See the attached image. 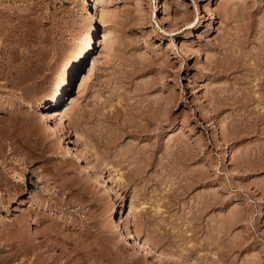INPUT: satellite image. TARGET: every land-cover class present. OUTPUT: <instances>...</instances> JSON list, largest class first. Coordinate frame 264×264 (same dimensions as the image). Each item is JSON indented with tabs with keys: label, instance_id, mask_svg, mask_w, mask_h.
Masks as SVG:
<instances>
[{
	"label": "rangeland",
	"instance_id": "rangeland-1",
	"mask_svg": "<svg viewBox=\"0 0 264 264\" xmlns=\"http://www.w3.org/2000/svg\"><path fill=\"white\" fill-rule=\"evenodd\" d=\"M94 3L0 0L2 261L22 227L55 264H264V0H103L50 118Z\"/></svg>",
	"mask_w": 264,
	"mask_h": 264
},
{
	"label": "bare ground",
	"instance_id": "bare-ground-1",
	"mask_svg": "<svg viewBox=\"0 0 264 264\" xmlns=\"http://www.w3.org/2000/svg\"><path fill=\"white\" fill-rule=\"evenodd\" d=\"M91 1H95V3H94V5L92 6L93 8L92 9H94L95 11H94V13H92V10H91V13L93 14V15H91L90 16V29H89V34H87L88 36H86L85 37V40L83 41V43H82V45H81V47L79 48V50L77 51V53H76V56H75V58L71 61V63H70V67L68 68L69 69V71H68V73H67V75L63 78V80H62V82L55 88V90L53 91V93H52V95L49 97V103H50V107L51 108H53L54 110L53 111H51L50 112V114H49V116H50V118H52V117H55V115H58L59 113L57 112V110H56V107H58L61 103H62V101H64V99H65V97H66V95L69 93V91H70V87H71V84H72V82H73V80H74V77H75V75H76V73L77 72H79L80 70H81V67H82V65L85 63V61H86V57H89L90 56V54H94V49L96 48V35H97V32H98V21H100V20H98L97 19V17H101V5H102V1L103 0H91ZM89 12V11H88ZM97 19V20H96ZM161 19H163V18H161ZM160 22H162V21H160ZM233 37V36H232ZM226 41V40H225ZM229 41V40H228ZM228 41H226V42H228ZM231 42V41H230ZM226 44V43H225ZM228 44V43H227ZM229 44H231V43H229ZM224 44H222V46H223ZM233 45V44H232ZM264 45V44H263ZM262 45V46H263ZM226 46V45H225ZM92 48H94L93 50H92ZM225 47H223V49H224ZM227 48V47H226ZM263 48V47H262ZM264 49V48H263ZM225 50V49H224ZM227 50H229V49H227ZM231 50V49H230ZM223 51V50H222ZM261 51V50H260ZM264 51V50H263ZM248 52V51H247ZM227 53V52H226ZM229 54H230V52H229ZM232 54V53H231ZM230 54V57H232V55ZM249 54V53H248ZM248 54H246V55H248ZM261 54H263V53H261ZM228 55V54H227ZM234 55V54H233ZM224 56L226 57V55L224 54L223 55V60H224ZM246 57V56H245ZM244 57V58H245ZM258 57V56H257ZM227 58V57H226ZM233 58V57H232ZM259 58V57H258ZM257 59V58H256ZM259 59H261V58H259ZM225 60H227V59H225ZM224 60V61H225ZM230 60H232V59H230ZM234 60V59H233ZM242 60V59H241ZM250 60V59H249ZM262 60V59H261ZM263 60H264V57H263ZM262 60V61H263ZM235 61V60H234ZM238 61V60H237ZM261 61V62H262ZM223 62V61H222ZM226 62V61H225ZM228 62V61H227ZM233 62V61H232ZM231 62V63H232ZM244 62H246L247 63V61H244ZM256 62H258V61H256ZM260 62V63H261ZM219 63V62H218ZM221 64V63H220ZM234 64V63H233ZM233 64H232V66H233ZM243 64V63H242ZM248 64V63H247ZM221 66V65H220ZM225 66L226 65H224V68H225ZM236 66V65H235ZM243 66V65H242ZM227 68H229V66H227ZM232 68V67H231ZM257 68H259V66L257 67ZM263 68V67H262ZM230 70V69H229ZM263 75V74H262ZM77 76V75H76ZM261 76V75H260ZM261 78H262V76H261ZM260 78V79H261ZM263 78H264V76H263ZM259 79V78H258ZM257 80V79H256ZM258 81V80H257ZM259 85H260V88H258L256 91L258 92L259 91V89H261L262 90V86L264 85V80H262L261 82L259 81ZM264 87V86H263ZM260 90V91H261ZM259 91V92H260ZM264 91V90H263ZM251 92V91H250ZM262 92V91H261ZM252 93V92H251ZM263 95H264V93H263ZM255 97L256 96H253V95H251L250 94V101H252L253 102V99H255ZM260 97V96H259ZM258 97V98H259ZM240 98V97H239ZM260 99V98H259ZM249 100L247 101V102H249ZM144 101V100H143ZM259 101V100H258ZM148 102H150V101H148ZM261 102V101H260ZM48 103V102H47ZM143 104V103H142ZM149 104H151V103H149ZM246 103H244V105H245ZM262 104V103H261ZM47 105V104H46ZM146 105V104H145ZM144 105V106H145ZM143 106V105H142ZM143 106V108L145 109V107ZM149 106V105H148ZM139 107H141V106H139ZM151 107V106H150ZM150 107H148V108H150ZM136 108V107H135ZM155 108V107H154ZM152 109V108H151ZM255 109V108H254ZM137 110H139V108L137 109ZM143 110V109H142ZM142 110H140V111H136V112H140V115H142L143 114V112H142ZM150 110V109H149ZM153 110V109H152ZM155 110V109H154ZM251 110V109H250ZM48 111H49V109H48ZM144 111H146V110H144ZM142 112V113H141ZM151 112V111H150ZM153 112V111H152ZM151 112V113H152ZM251 112V111H250ZM249 113V112H248ZM255 113V112H254ZM139 114V113H138ZM251 114H252V112H251ZM47 115V114H46ZM145 115H148V117L150 118V116H149V114L147 113V114H145ZM49 116H46V117H49ZM58 117H59V115H58ZM153 117V116H152ZM154 117H156V116H154ZM153 117V118H154ZM56 118V117H55ZM157 118V117H156ZM254 125V124H253ZM54 127H57V125L56 126H54ZM254 127V126H253ZM253 131V130H252ZM67 134V133H66ZM66 136V135H65ZM70 137V136H69ZM63 140H65V139H63ZM67 141V140H66ZM73 141V140H72ZM72 141H69L68 143H73ZM77 142V141H76ZM75 143V142H74ZM73 146H71L70 147V145H69V147L72 149V150H74L75 151V153L77 154V155H79V156H81V158H83L84 157V159H86V161H87V165H89V168L91 167V162H90V156H89V158L87 157V154H86V150L84 149V148H82L79 144H77V143H75V144H72ZM67 147H68V145H67ZM66 147V148H67ZM181 150V149H180ZM184 150V149H183ZM71 151V150H70ZM179 151V150H178ZM181 152V151H180ZM183 153V152H182ZM185 153V152H184ZM187 153V152H186ZM74 154V153H73ZM179 154H181V153H179ZM72 155V154H71ZM78 156V157H79ZM76 158V157H75ZM80 159V158H79ZM78 160V159H77ZM86 163V162H85ZM138 163H139V161H138ZM85 166V165H84ZM183 166V165H182ZM99 167V166H98ZM97 167V168H98ZM86 169V168H85ZM91 169V168H90ZM89 169V170H90ZM88 171V170H87ZM4 172V171H3ZM95 174V173H94ZM93 174V175H94ZM100 174V173H99ZM199 174V173H198ZM98 175V174H97ZM101 175V174H100ZM100 175H99V178H100ZM103 176V175H102ZM95 177H96V175H95ZM107 177V176H106ZM109 178V179H108ZM108 178H105V180L106 179H108V181L110 180L112 183H114V182H118L117 180H116V178L111 174V173H109V177ZM96 180H97V177H96ZM104 182V181H103ZM102 182V183H103ZM104 183H106V182H104ZM110 183V182H109ZM104 185V184H103ZM106 185H107V183H106ZM117 185V184H116ZM224 185V184H223ZM105 186V185H104ZM222 186V185H221ZM224 188H225V186H223ZM223 188V189H224ZM219 190H220V188H219ZM123 210V209H122ZM122 214V213H121ZM119 216V215H118ZM124 215H122L120 218H119V220H118V222H116V223H119V224H124V227H125V235L127 236V239L130 241V240H132V243L131 244H133V245H138L137 247H140V249L141 248H146L145 247V245L148 243L149 245H152L149 241H144V239H143V237H142V234L140 233V231H138V230H135V231H132V229H130L129 228V226H128V224H126L125 223V221H124V217H123ZM118 218V217H117ZM123 226V225H122ZM124 227H122V229H124ZM16 229V228H15ZM24 229V228H23ZM18 231L21 233V231H22V227H18ZM16 232V231H15ZM18 233L17 235H16V237H15V240H13V242L11 243L12 245L13 244H15V242L17 241V243L18 242H20V245H19V248L17 247V249H15V248H13L14 246H12L11 248H13V251L7 256V257H4L3 258V261H4V263H8V264H10V262L12 261H14L19 255L21 256V259L23 260V258L26 256L27 257V254H30L31 253V255L33 254V256H35V258L34 259H31L30 260V262H28V264H55L56 263V260L55 259H53L52 261H46L44 258H42V254H41V247L39 246V244H37V242L36 243H32L31 241H29V239L27 238V236H26V234H23V233ZM124 233V232H123ZM124 237V236H123ZM14 238V237H13ZM126 238V237H125ZM15 241V242H14ZM131 242V241H130ZM2 244V243H1ZM6 244V243H5ZM47 244V243H46ZM130 244V243H129ZM2 246V245H1ZM153 246V248H155L156 246H154V245H152ZM5 247V246H4ZM10 248V249H11ZM70 249V248H69ZM148 248H146V250H147ZM140 251V250H139ZM150 251V250H149ZM28 252V253H27ZM30 252V253H29ZM144 252H147V251H144ZM151 252V251H150ZM147 254V253H146ZM156 254V253H155ZM22 255H24L23 257H22ZM40 255H42V256H40ZM148 255V254H147ZM149 255H150V253H149ZM148 255V256H149ZM161 256V255H160ZM2 256H0V258H1ZM31 257V256H30ZM18 259H19V257H18ZM47 259V258H46ZM201 259V258H200ZM203 259V258H202ZM201 259V260H202ZM200 260V261H201ZM210 260V259H209ZM2 261V258L0 259V262ZM3 261H2V264H4L3 263ZM160 264H174L172 261V263L170 262V261H168V260H166V259H161L160 258ZM204 262V261H203ZM211 264H224V263H222L221 261H220V259H213V260H211ZM20 264L22 263V262H19ZM210 262H208V263H206V264H209ZM22 264H26L24 261H23V263Z\"/></svg>",
	"mask_w": 264,
	"mask_h": 264
}]
</instances>
